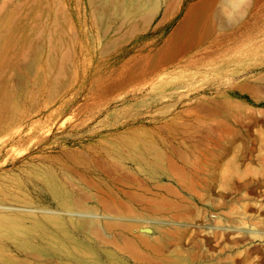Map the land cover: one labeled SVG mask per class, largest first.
I'll return each instance as SVG.
<instances>
[{
	"label": "rangeland",
	"instance_id": "374dc122",
	"mask_svg": "<svg viewBox=\"0 0 264 264\" xmlns=\"http://www.w3.org/2000/svg\"><path fill=\"white\" fill-rule=\"evenodd\" d=\"M0 150L102 264H264V0H0Z\"/></svg>",
	"mask_w": 264,
	"mask_h": 264
},
{
	"label": "bare ground",
	"instance_id": "6f19581e",
	"mask_svg": "<svg viewBox=\"0 0 264 264\" xmlns=\"http://www.w3.org/2000/svg\"><path fill=\"white\" fill-rule=\"evenodd\" d=\"M37 178L46 185L59 207L71 212L81 206L78 199L74 200L59 190L56 178L50 173L41 172ZM23 190V182L17 178L0 187V264H102L94 253L75 241L61 215L53 211L32 210L30 199L22 193ZM79 221L93 229L90 230L92 233L99 231L95 229L97 223L100 226L95 222L97 220L84 218ZM31 237L41 240L46 249L31 245ZM10 245L17 249L15 254L7 248Z\"/></svg>",
	"mask_w": 264,
	"mask_h": 264
}]
</instances>
